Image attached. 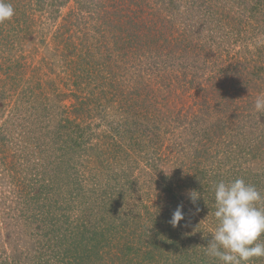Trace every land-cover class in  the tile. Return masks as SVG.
Wrapping results in <instances>:
<instances>
[{
	"label": "rangeland",
	"instance_id": "374dc122",
	"mask_svg": "<svg viewBox=\"0 0 264 264\" xmlns=\"http://www.w3.org/2000/svg\"><path fill=\"white\" fill-rule=\"evenodd\" d=\"M15 1L0 264H219L215 184L264 194V0Z\"/></svg>",
	"mask_w": 264,
	"mask_h": 264
},
{
	"label": "clouds",
	"instance_id": "9594fccd",
	"mask_svg": "<svg viewBox=\"0 0 264 264\" xmlns=\"http://www.w3.org/2000/svg\"><path fill=\"white\" fill-rule=\"evenodd\" d=\"M15 9L9 0H0V24L10 21ZM254 109L264 115V95H258ZM190 201L202 198L200 192H189ZM213 216L215 227L205 255L219 264H250L254 258H264V194L242 178L220 181L214 186ZM183 205H178L169 221L173 227L184 219ZM200 209L197 208V211Z\"/></svg>",
	"mask_w": 264,
	"mask_h": 264
},
{
	"label": "trees",
	"instance_id": "16d2710c",
	"mask_svg": "<svg viewBox=\"0 0 264 264\" xmlns=\"http://www.w3.org/2000/svg\"><path fill=\"white\" fill-rule=\"evenodd\" d=\"M13 1V0H12ZM9 2L11 3V0H9ZM14 2L16 3V1L14 0ZM14 2H12V3H14ZM23 0H22V5H23ZM24 22H25V20H24ZM213 168V167H212ZM206 170H204L203 171V178H205L206 177V174H209L212 178H214L215 179V181H217V180H219L220 179V177L219 176H217V175H215V172H214V169H212V170H208L207 168H205ZM257 184H259V181H257L256 182ZM68 257H70V256H68Z\"/></svg>",
	"mask_w": 264,
	"mask_h": 264
}]
</instances>
